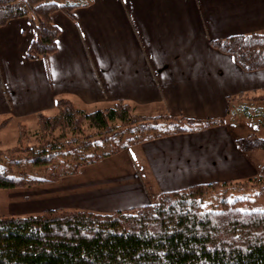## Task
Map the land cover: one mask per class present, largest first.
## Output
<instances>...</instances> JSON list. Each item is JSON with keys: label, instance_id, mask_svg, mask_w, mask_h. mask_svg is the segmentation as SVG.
Segmentation results:
<instances>
[{"label": "crops", "instance_id": "obj_1", "mask_svg": "<svg viewBox=\"0 0 264 264\" xmlns=\"http://www.w3.org/2000/svg\"><path fill=\"white\" fill-rule=\"evenodd\" d=\"M53 22L61 29L58 49L35 61L28 58L36 35L31 18L0 28V123L29 118L37 123L38 114L57 112L61 99L87 112L124 102L157 115L224 120L135 144L84 166L63 178L65 197L80 199L84 193L112 205V213L143 207L162 192L201 184L185 180V174L200 168L207 176L202 183L259 173L263 165L236 143L244 138L237 131L245 119L233 127L225 118L230 97L264 89V71L242 70L211 41L264 31V0H90L73 17L55 13ZM243 128L246 134L254 132ZM195 139L211 140L221 149L196 148ZM208 166H221L222 172L214 177L204 170Z\"/></svg>", "mask_w": 264, "mask_h": 264}, {"label": "trees", "instance_id": "obj_2", "mask_svg": "<svg viewBox=\"0 0 264 264\" xmlns=\"http://www.w3.org/2000/svg\"><path fill=\"white\" fill-rule=\"evenodd\" d=\"M89 3L90 0H0V28L31 18L36 35L28 48V58L44 59L58 49L61 29L53 22V15L64 12L73 17L76 9ZM211 45L248 73L264 71V31L212 40ZM232 98L228 99V118L233 113ZM259 99L264 101V96ZM56 107L55 115H37L34 146L22 151L17 147L8 148V152L0 149V189L56 183L132 145L224 122L222 118L201 122L170 114L141 119L124 102L92 112L79 109L68 99L59 100ZM237 109L246 119L263 117L258 125L264 127V106L240 102ZM11 120L0 123L1 132ZM153 120H163L168 129L162 132V126L148 124ZM84 122L101 137L114 127L140 129V135L124 145L114 138L116 142L102 138L93 144L82 139ZM24 127L20 128L17 144L25 138ZM58 131L61 134L56 135ZM236 143L246 154L264 151V137L257 134ZM4 159L9 168L1 165ZM23 162L45 169L48 175L14 172ZM255 181L264 186V165L248 179L250 184ZM231 182L201 183L162 192L156 201L127 211L48 209L25 217L1 216L0 264H264V210H244L237 201H230L227 195Z\"/></svg>", "mask_w": 264, "mask_h": 264}, {"label": "rangeland", "instance_id": "obj_3", "mask_svg": "<svg viewBox=\"0 0 264 264\" xmlns=\"http://www.w3.org/2000/svg\"><path fill=\"white\" fill-rule=\"evenodd\" d=\"M257 93V94H256ZM261 96H264V89L259 90L257 92H251L247 95H237L232 98L230 103V111L231 116L229 118H225L227 122H229L233 127L238 126V124L245 119L246 125L248 127H252L254 132L260 137H264V127H260L258 123L260 124L263 120V117H257V118H250L246 119L242 116V114L238 111L237 108H239L240 102L242 104L247 103L251 104V106H264V101L260 100L259 98ZM133 112L136 116H139L137 118L141 119H154L152 117L156 116H164L165 114H158L155 110L147 109L138 107L135 105H131ZM56 113V110L49 112L47 115H54ZM241 114V115H240ZM237 115V116H236ZM150 119V120H151ZM236 123L237 125L233 124ZM162 122V123H161ZM18 124H21L24 127V130L26 132L25 138L23 141L18 143V133L20 132V128L23 126H19ZM83 132H82V139L84 141H90L93 144L97 143L98 140H101L102 138H107L108 140H112L114 138L116 141H119L120 144H125L126 142L130 141L131 138H135L139 136V131L135 129H128V128H115L109 132L108 134L102 135L101 133H98V131L93 130L89 127V124L87 122L83 123ZM148 124H158L159 126H162V132L166 129H168L167 123L160 121L153 120L151 123ZM242 124V123H240ZM239 125L238 127H240ZM241 130H238L237 132H241V137H248L252 133H247V130L244 132L243 128ZM38 125L36 123L35 118H29L28 120L23 122H15L13 124H10L5 130L2 132L0 131V149H2V152H8V148L11 147H17L20 148V150H26L28 147H32L36 144L37 137L35 134L38 131ZM239 128V129H240ZM79 133V132H76ZM75 133V134H76ZM61 134L60 131L56 132V135ZM73 134V135H75ZM70 137V134H69ZM112 140V142H116L115 140ZM196 142H192V145H195L196 148H200L205 146V151L212 152V151H218L220 148V144L217 145L216 143L213 145L211 140H198L195 139ZM181 144L180 146H182ZM71 147V145H69ZM67 148V150L69 149ZM95 149V148H94ZM98 150V148H97ZM20 156L24 157L25 155L20 153ZM252 159H256L257 163L260 165H264V151H255L250 153ZM7 155H4L6 157ZM3 167L9 168V162L7 159H4V161L1 164ZM224 167H227L225 164ZM217 167V166H215ZM215 167H207L211 174L214 175V177H218L219 173L222 172L221 166L218 168ZM17 174L20 172L24 173H31L33 175H38L45 177L48 174L46 173L45 169H38V168H32L27 163H22L20 169L15 168L14 169ZM198 172H191L189 175L185 174V180L187 177L191 178V180H194L195 183H202L207 179V176L205 172L201 171V168L197 170ZM226 172V171H224ZM226 174V173H224ZM179 176V174H178ZM206 177V178H203ZM230 178H226V181H233L231 182V185H229L228 188V195L227 198L230 201H237V206H239L241 209H255V210H264V186L263 185H257V182L255 183H248V179L244 180H228ZM232 179V178H231ZM215 181L224 182L223 179L216 178ZM207 182V181H206ZM173 183V181H172ZM186 182H181L179 185L184 186ZM26 196V197H25ZM25 197V198H24ZM69 199H73L72 204L73 206L69 208H65V203L69 204ZM79 201L78 203H75V200ZM101 201V200H100ZM104 206V207H102ZM112 205H107L106 203L103 204V202L96 201L95 198H92L91 196H88L84 193H82V196H80V199L78 196H74V198L71 197V195L65 197V179H61L60 181L56 183H45L39 186H34L30 188H23V189H0V217L1 216H19V217H25L29 216L31 214H40L45 212L48 209H71V210H91L97 213H110Z\"/></svg>", "mask_w": 264, "mask_h": 264}]
</instances>
